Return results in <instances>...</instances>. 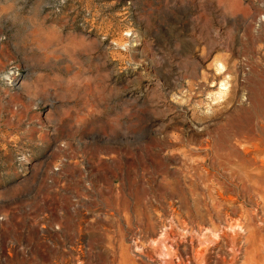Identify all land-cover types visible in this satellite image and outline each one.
I'll return each mask as SVG.
<instances>
[{
	"label": "rangeland",
	"instance_id": "1",
	"mask_svg": "<svg viewBox=\"0 0 264 264\" xmlns=\"http://www.w3.org/2000/svg\"><path fill=\"white\" fill-rule=\"evenodd\" d=\"M0 264H264V0H0Z\"/></svg>",
	"mask_w": 264,
	"mask_h": 264
},
{
	"label": "bare ground",
	"instance_id": "2",
	"mask_svg": "<svg viewBox=\"0 0 264 264\" xmlns=\"http://www.w3.org/2000/svg\"><path fill=\"white\" fill-rule=\"evenodd\" d=\"M10 85V84H9ZM13 85V84H12ZM250 179V178H249ZM193 198V197H192Z\"/></svg>",
	"mask_w": 264,
	"mask_h": 264
}]
</instances>
